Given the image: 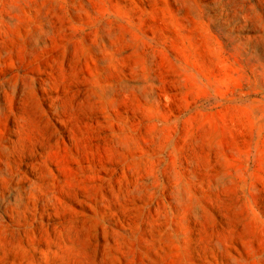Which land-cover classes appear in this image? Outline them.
<instances>
[{
  "label": "rangeland",
  "instance_id": "obj_1",
  "mask_svg": "<svg viewBox=\"0 0 264 264\" xmlns=\"http://www.w3.org/2000/svg\"><path fill=\"white\" fill-rule=\"evenodd\" d=\"M55 3L0 0V143L10 137L18 141L14 147L24 164L21 171H33L28 167L32 159L28 153L36 142L41 155L56 161L50 167L58 180H71L77 168L85 166L82 154H103L117 144L129 165L138 166L144 174L149 166L163 162L153 150L159 152L170 144L180 176L197 186L193 191L201 208L185 219L182 233L173 226L178 238H165L169 242L165 264H264L260 259L264 254V171L259 170V162L264 161V29L238 35L228 15L221 12L217 27L228 39L226 44L209 26V5L203 0H168L166 9L161 5L155 11L150 3L141 5L154 11L156 19L144 20L135 38L126 23L113 26L116 31L123 28L128 51L137 53L125 72L150 70L149 61L163 65L166 75L161 83L168 81L165 87L176 96L175 102L153 106L141 112L139 120L130 119L131 112L125 116L120 108L121 119L113 116L112 124L102 114L70 124L65 108L70 89L75 92L91 85L81 83L88 70L71 65L65 57V41L42 35L55 23L53 13L59 12ZM112 3L127 11L129 0ZM178 11L185 13L184 20ZM128 16L133 25L140 23L131 12ZM185 65L192 71V80L183 75ZM98 125H104L102 131ZM24 130L34 138L31 143L21 139ZM167 159L165 154L163 160ZM101 167L105 170L100 171ZM210 167L215 191L205 193L199 185ZM84 179L97 184L111 179L118 189L122 176L119 166L101 164L97 158ZM244 194L247 199L241 198ZM105 195L111 199L109 192ZM73 207L77 212L83 209L84 215L93 214L82 202ZM107 211L106 221L115 235L131 239L130 229H138L150 240L176 209L153 203L141 192L134 203H113ZM98 240L103 251V230ZM119 264L128 262L121 258ZM136 264H140L139 254Z\"/></svg>",
  "mask_w": 264,
  "mask_h": 264
},
{
  "label": "clouds",
  "instance_id": "obj_2",
  "mask_svg": "<svg viewBox=\"0 0 264 264\" xmlns=\"http://www.w3.org/2000/svg\"><path fill=\"white\" fill-rule=\"evenodd\" d=\"M146 3H150L154 11L161 5L164 9L168 7V0H129L125 6L127 11L112 0H56L54 8L59 12L53 13L55 23L42 35L65 41V57L71 65H83L88 70L89 75L81 83L87 81L91 85L75 92L70 89L65 101L70 124L83 122L85 118L92 120L97 114H102L106 123L112 124L115 123L113 116L121 119L120 108H124L125 116L131 112L130 119L139 120L141 112L151 111L153 106L159 108L162 104L168 107L175 102L176 96L170 95L165 87L168 81L161 83L166 75L162 71L163 65L149 61L150 70L125 72L128 62L134 61L137 53L128 51L123 28L116 31L113 26L126 23L134 37L135 31L143 28L144 20L156 19L154 11L148 12L141 7ZM203 3L209 5V26L226 44L228 39L217 27L221 12L228 15L238 35L245 34V30L264 29V0H240L238 4L233 0H203ZM129 12L140 21L139 24H132ZM178 15L184 20L185 13L178 11ZM182 72L186 80H192V71L186 65L182 66ZM158 88L159 92L156 91ZM103 127L98 125L101 131ZM21 139L29 143L34 140L27 130L22 132ZM15 143L18 141L11 137L0 143V264H119L121 258L128 264H136L137 254L140 264H165L168 258L165 249L169 247L165 238L169 235L178 238L173 226L182 233L185 219L201 208L193 191L197 186L180 176L175 152L169 153L170 144L161 147L159 152L153 150L156 159L163 162L155 168L149 166L144 174L138 166L129 165L127 158L117 151L121 147L117 144L106 148L103 154L100 151L82 154L85 166L77 168L71 180H58L50 167L56 161L41 155L37 150L38 142L28 153L32 157L28 167L33 171L22 172L24 164ZM137 150L142 151L139 146ZM165 154L169 159L163 160ZM97 158L101 164L106 161L114 167L119 166L122 179L118 189L111 179L98 184L85 182L84 173L90 171ZM135 159L142 161L144 157ZM259 164V170L264 171V161ZM104 170L100 168V171ZM93 175L100 179L98 174ZM214 179L210 167L199 188L205 193L215 191ZM106 191L111 194V199L105 195ZM141 192L149 201L165 208L171 206L176 212L166 217L156 229L158 235H152L150 240H145L138 229H130L133 232L131 239H122L110 231L107 210L113 203H134ZM241 198L247 199V194ZM81 202L92 209V215H84L83 209L75 211L73 205ZM50 208L55 210L50 212ZM101 230L105 239L103 251L98 240ZM260 259L264 261V254Z\"/></svg>",
  "mask_w": 264,
  "mask_h": 264
},
{
  "label": "bare ground",
  "instance_id": "obj_3",
  "mask_svg": "<svg viewBox=\"0 0 264 264\" xmlns=\"http://www.w3.org/2000/svg\"><path fill=\"white\" fill-rule=\"evenodd\" d=\"M234 216V215H233Z\"/></svg>",
  "mask_w": 264,
  "mask_h": 264
}]
</instances>
